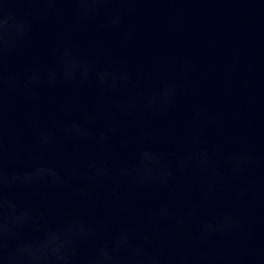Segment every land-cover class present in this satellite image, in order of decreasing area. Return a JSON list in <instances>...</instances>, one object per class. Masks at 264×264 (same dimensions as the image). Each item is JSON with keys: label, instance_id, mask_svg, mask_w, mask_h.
I'll use <instances>...</instances> for the list:
<instances>
[{"label": "clouds", "instance_id": "clouds-1", "mask_svg": "<svg viewBox=\"0 0 264 264\" xmlns=\"http://www.w3.org/2000/svg\"><path fill=\"white\" fill-rule=\"evenodd\" d=\"M180 2L0 0V264H264V131L209 142L199 62L133 65L101 39ZM241 70L260 74L225 60Z\"/></svg>", "mask_w": 264, "mask_h": 264}]
</instances>
